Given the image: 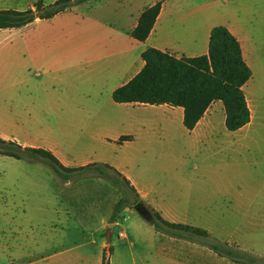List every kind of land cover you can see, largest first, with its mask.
I'll list each match as a JSON object with an SVG mask.
<instances>
[{"label":"rangeland","instance_id":"obj_1","mask_svg":"<svg viewBox=\"0 0 264 264\" xmlns=\"http://www.w3.org/2000/svg\"><path fill=\"white\" fill-rule=\"evenodd\" d=\"M36 1L0 0V8L22 10L32 7ZM42 1L47 4L54 0ZM204 1L194 0V3ZM241 2L248 4L249 9L243 17L261 36L254 51L262 67L255 71L253 80L244 89L253 116L251 123L234 136L240 142L237 159L233 160L226 151L219 152L216 145L219 140H213L207 146L201 141H193L186 150H181L182 155L174 153L161 157L162 153L184 146L180 142L188 138L184 133L181 135L179 126L172 127L176 131L172 139L179 143L170 144V137H167L164 148L154 146V152L158 153L155 156L118 144H105L97 121L86 117L55 121L49 116L47 120L32 124V128H27L31 123L24 121L23 127L12 129L48 141L58 148L59 152L55 154L69 166L79 164V157L123 161L135 153L142 161L140 168L133 169L139 182L150 188L153 177L160 179L149 193L151 200L142 201L151 217L159 213L168 221L205 229L211 238L237 245L252 255L253 264H264V7L254 0H207V10L216 12L218 18L232 19ZM2 67L0 127L7 128L8 120H24L26 115L22 102L3 96L5 93L20 94L22 89L10 86L4 75L8 67ZM124 110L118 109L115 113L138 115L144 120L143 129L156 124L152 116L162 113L157 105ZM216 113L219 125L224 110L221 113L218 109ZM221 130L223 138L230 139L224 123ZM95 178H101V183ZM134 194L121 180L113 185L96 176L63 183L44 163L0 153V264H85L88 259L87 264H90L99 237L104 244L102 256L109 262L115 249L112 264H235L207 247L156 231L134 209L138 202ZM121 198H125L121 211L114 213ZM12 199L29 207L37 206L27 212L30 216L19 210L20 215L10 216L8 210ZM47 200L51 202L49 205L60 210V216L42 214L38 207ZM50 219L52 222L46 228ZM41 237L47 241L46 245L39 242ZM59 237L62 241L54 239ZM92 238L95 240L91 241ZM23 239L29 240L32 246L23 247ZM129 240L133 241L132 246ZM72 245L76 247L75 255L69 260ZM52 256H57L58 260H48Z\"/></svg>","mask_w":264,"mask_h":264},{"label":"crops","instance_id":"obj_2","mask_svg":"<svg viewBox=\"0 0 264 264\" xmlns=\"http://www.w3.org/2000/svg\"><path fill=\"white\" fill-rule=\"evenodd\" d=\"M157 1L161 2V9L149 35L142 41L135 39L130 33L136 27L141 12ZM254 1L264 7L262 0ZM207 5V0L199 4H195L194 0H88L49 19L36 18L21 27L0 28V70L3 68L2 65H6L8 70L4 71V75L10 81V86L22 89L20 94L5 93L3 96H7L9 100L15 98L17 102H22L26 115L24 120L19 118L8 120L7 128L0 127V137L15 141L22 146L50 150L63 165L69 166L55 154L59 152L58 148L49 144L48 141L41 140L38 136L16 133L12 127L21 128L25 121V123H31L27 128H32V124L47 120L49 116H52L55 121L86 117L97 121L102 130L100 131L101 139L110 146L118 144L122 148L126 147L155 156L158 153L154 152V146L164 148L167 137H170V144L179 143L178 140L172 139L176 134L172 127L179 126L181 135L184 133L188 138L180 142L184 146L169 153L159 154L161 157L173 156L174 153L182 155L181 150H186L193 141H201L207 146L213 140H219V143H216L219 152L226 151L230 153L233 160L237 159L235 156L239 155L240 142L234 136L251 123L253 116L247 96L245 97L251 113L250 121L234 131H229L225 127L229 133L227 135L230 136L228 140L223 138L221 130L225 114L223 113L220 117L219 125L216 122L217 110L220 109L221 113L223 112L220 100L210 103L192 129H187L183 124L182 107L157 105L162 112L152 116L157 123L152 124L151 128L143 129L144 120L138 115L133 113L117 115L115 112L118 109L126 111L150 104L117 103L112 99V92L128 82L143 67L144 61L141 54L147 47H155L177 57L206 54L210 30L216 25L227 27L241 45L243 58L252 72L250 79L242 87L245 94L244 89L248 82L253 80L255 71H260L262 67V62L254 51L256 41L261 36L254 25L251 22L248 23L243 17L249 12L248 4L241 2L235 8L232 19L218 18L216 12L207 10ZM4 121L5 119L2 120ZM139 158L135 153L123 161L79 157L77 159L79 164L75 166L89 162L109 164L127 178L142 202L151 200L148 199L149 193L154 190L155 185L159 184L160 179L153 177L150 188L143 182L140 183L137 174L133 171L135 167L140 168L142 164ZM72 160L75 159L72 158ZM173 161L175 162L176 159ZM160 168L162 172L163 168ZM95 179L97 183L102 181L101 178ZM15 201L12 199L9 205L10 216L20 215V213L30 216L31 214L27 212H31V209L37 206L29 207L24 202L16 203ZM57 202L56 200V204ZM49 204L51 202L47 200L38 209L44 216L52 214L56 217L60 216V210ZM53 204L55 205V201ZM18 210L20 213L17 212ZM51 222V219L48 220L45 227L47 228ZM124 237L128 238L127 232ZM54 239L62 241L60 237ZM92 240L95 239L92 238ZM22 241L25 243H21L23 247L32 246L29 240ZM39 242L47 244L44 237H41ZM97 244L98 247L92 255L93 261L90 264L102 262L101 249L104 248V244L100 237ZM129 245L132 246L133 241L129 240ZM75 248L74 245L71 246L67 259L74 258ZM114 253L113 248L110 262ZM50 259L58 260L57 256H52L48 260ZM43 261L47 260L43 259ZM8 263L11 264V262Z\"/></svg>","mask_w":264,"mask_h":264},{"label":"trees","instance_id":"obj_3","mask_svg":"<svg viewBox=\"0 0 264 264\" xmlns=\"http://www.w3.org/2000/svg\"><path fill=\"white\" fill-rule=\"evenodd\" d=\"M88 0H54L45 4L38 0L26 9H0V28L21 27L36 18L49 19L54 15ZM161 9V2L146 7L140 14L131 36L145 40ZM143 67L128 82L112 92L117 103L167 104L183 108V124L192 129L211 102L220 100L227 130L234 131L250 121L251 113L242 89L251 77V69L243 58L238 39L224 25L210 30L208 52L197 56L177 57L155 47H147L141 54ZM0 153L16 159L46 164L63 183H73L80 177H102L113 185L121 180L135 193L129 181L107 163L89 162L69 167L42 147L22 146L0 137ZM141 202L137 193L134 194ZM121 198L114 213L121 211ZM158 232L203 245L218 256L235 264H253L254 257L237 245L211 238L205 229L190 224L171 222L159 213L148 220ZM252 261V262H251ZM101 264H110L104 256Z\"/></svg>","mask_w":264,"mask_h":264},{"label":"water","instance_id":"obj_4","mask_svg":"<svg viewBox=\"0 0 264 264\" xmlns=\"http://www.w3.org/2000/svg\"><path fill=\"white\" fill-rule=\"evenodd\" d=\"M134 209L138 212L140 216H142L145 220H150L151 215L149 214V211L147 207L143 204V202H137L134 205ZM110 227V225H109Z\"/></svg>","mask_w":264,"mask_h":264}]
</instances>
